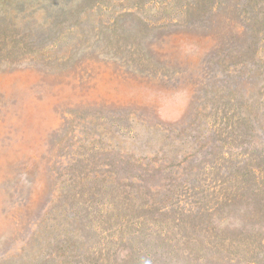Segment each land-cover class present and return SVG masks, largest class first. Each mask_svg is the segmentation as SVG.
<instances>
[{
  "label": "rangeland",
  "instance_id": "1",
  "mask_svg": "<svg viewBox=\"0 0 264 264\" xmlns=\"http://www.w3.org/2000/svg\"><path fill=\"white\" fill-rule=\"evenodd\" d=\"M0 264H264V0H0Z\"/></svg>",
  "mask_w": 264,
  "mask_h": 264
}]
</instances>
